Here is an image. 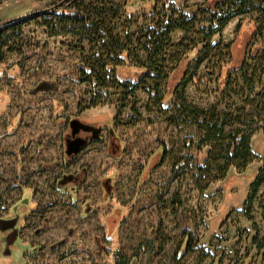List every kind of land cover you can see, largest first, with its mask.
<instances>
[{
  "label": "rangeland",
  "instance_id": "1",
  "mask_svg": "<svg viewBox=\"0 0 264 264\" xmlns=\"http://www.w3.org/2000/svg\"><path fill=\"white\" fill-rule=\"evenodd\" d=\"M222 1L19 0L0 7V26L21 24L0 40V198L12 203L23 187L33 190V196L24 190L34 210L22 236L42 248L27 246L33 255L25 254L26 264H264V181L251 195L264 162V105L257 99L264 95L263 17L233 15L212 37L216 49L199 51L211 24L203 10L216 12ZM59 2L83 12L88 23L59 21L48 12ZM192 10L199 11L190 19ZM45 18L53 19L50 26ZM155 24L187 28L169 34L154 59L158 66L166 72L182 54L194 58L183 90L186 110L175 124L169 121L174 107L148 91L165 93L181 71L169 81L146 78L133 92L113 74L105 78L104 64L120 48L102 41L97 26L127 47L135 64L136 56L148 55ZM244 66L254 74L251 92L239 70ZM228 76L238 89L225 88ZM194 108L230 113L226 129L252 132L254 156L246 169L230 167L222 179L198 169L213 145L200 144L205 132L187 116ZM78 117L100 122L105 139L66 164L67 125ZM65 174L80 182L59 184Z\"/></svg>",
  "mask_w": 264,
  "mask_h": 264
},
{
  "label": "trees",
  "instance_id": "2",
  "mask_svg": "<svg viewBox=\"0 0 264 264\" xmlns=\"http://www.w3.org/2000/svg\"><path fill=\"white\" fill-rule=\"evenodd\" d=\"M233 1L230 2L228 0H223L222 2H220L217 5V11L219 12L222 10L220 13H216L217 11L212 12L210 8L203 10V12H208L211 14V24L207 30L203 31L205 34L201 42V47L199 51L207 50L208 52H210L213 49H216V46L211 44L212 37L216 34L221 33L228 21L235 14L256 11L263 17V23L260 26V29L264 30V0L257 3H255V0H236L235 2ZM198 11L199 10H192V18L190 19H193V17L198 13ZM53 16L57 17L59 21L64 23H68L69 21H74V24L80 21L88 23V20L83 12L73 9L71 7L56 10L53 12ZM52 21V18H45L43 23H45L47 26H50ZM20 25V22L17 23L15 21L0 26V40H3V38L9 31L15 33ZM177 28L184 30L187 29L181 24H170L167 28H160L155 24L153 26L155 38H152L144 49L145 52L148 53L145 60L141 61L139 60L140 57L136 56V58L138 59L137 63L130 64V50L124 45L119 44L114 39H111L107 32H105L101 27L97 26V29L103 35L102 41L112 42L120 48L119 52L114 57V61L111 62V64H104V67H106L105 78L111 79L108 74H113L114 78L117 79L122 86L128 88L131 92L135 91L138 88V84L142 83L146 78L167 79L169 81V79H171L170 77H172L173 74H176L178 71H181V76L176 81L175 85L173 87L169 86V90H167L165 93L157 92L158 94H155L150 93L148 91V95L157 98V101L160 104L164 105L167 103L165 107H169V105H172L174 107V110L177 112V115L173 114L170 116L169 121L171 124H175L176 121L179 120L181 112L183 110H186L183 109V106L186 108L187 104L183 90L187 82V76L190 71L191 61L194 58L186 59L187 55L184 53L176 59L172 68L166 72L164 71V69H162L163 66H158V61L154 59L162 53V50L165 47V42L169 41V34ZM51 33L53 34L55 32L52 30ZM230 48L231 44H226L223 46V49H226L227 52H229ZM223 49L219 47L218 52L222 51ZM2 56L3 55L0 52V61L2 59ZM250 57L252 59H255V56ZM260 57L264 61V54H262ZM199 61L201 62L202 60ZM128 65H131L132 67L136 68L137 71H133L134 73L132 74H121V72L118 71L120 67ZM239 70L242 72V77L245 83L250 88V92L253 91L254 74L252 76H249L248 70L247 68H245V66L240 68ZM105 81L101 82L104 87L107 86V83ZM225 88L230 90L238 89L239 85L237 83V80L232 79L231 76H228V78H226ZM257 99L260 105H264V95L257 96ZM187 113L188 117H191L194 122L198 123L200 130L205 132L204 136L201 137L199 140L200 144L209 142L213 145L208 150L209 156L206 159L205 164L203 166H200L198 168L199 170H208V172H210V170H214L216 172V179H222L227 175L230 167H236L238 169L243 170L246 169L247 166L252 162L254 156L251 144L252 132L249 133L241 127L226 129L228 125H230L231 120L233 119L230 113L216 112L215 110H212L209 113H204V110H199L196 108L188 111ZM199 118H202V120L198 121ZM177 171L178 169L174 168V172L176 173ZM262 181H264V162L262 167L259 169L258 176L252 183L253 189L251 195H255ZM251 195L248 199V201L250 202L252 200ZM189 245L190 238L185 244V250ZM182 253L179 258H181V256L184 254Z\"/></svg>",
  "mask_w": 264,
  "mask_h": 264
},
{
  "label": "flooded vegetation",
  "instance_id": "3",
  "mask_svg": "<svg viewBox=\"0 0 264 264\" xmlns=\"http://www.w3.org/2000/svg\"><path fill=\"white\" fill-rule=\"evenodd\" d=\"M72 121H74L73 124ZM67 126L68 131L64 137L66 164L72 162L80 152L93 142L103 141L105 139L102 132L104 129L101 127L100 122L88 121L78 117L69 119ZM109 134L113 135L114 133L112 130H109ZM77 139L81 140V145L78 147L77 151H75L74 146L69 145L68 143ZM68 149H70V153L68 152ZM163 150L164 148H162V151ZM57 181L63 186H68L80 182V179L79 175L65 174ZM102 182L104 184L106 183L104 180H102ZM24 190L27 191L30 189L23 187L19 198L12 203H6L5 200L0 198V264H26L27 261L25 260V254L33 255V253L26 252L27 246H30L35 251L42 248L41 244L32 246L30 242L25 243L23 240L22 235L24 227L27 225L28 218L34 210V203L31 199L33 196V190H30L32 191L31 198L25 197ZM24 202H27L30 205L28 210L24 209Z\"/></svg>",
  "mask_w": 264,
  "mask_h": 264
},
{
  "label": "built area",
  "instance_id": "4",
  "mask_svg": "<svg viewBox=\"0 0 264 264\" xmlns=\"http://www.w3.org/2000/svg\"><path fill=\"white\" fill-rule=\"evenodd\" d=\"M13 1H19V0H0V7L1 6H5V5H8L10 4L11 2ZM62 6H61V2L57 3V4H53V6H51V8H49L48 12L49 13H53L54 11L56 10H59L61 9Z\"/></svg>",
  "mask_w": 264,
  "mask_h": 264
},
{
  "label": "water",
  "instance_id": "5",
  "mask_svg": "<svg viewBox=\"0 0 264 264\" xmlns=\"http://www.w3.org/2000/svg\"><path fill=\"white\" fill-rule=\"evenodd\" d=\"M74 123V121H72V124ZM69 145H73L74 146V150L77 151L78 147L81 145V140L77 139L75 141H72L70 143H68ZM71 147V146H70ZM68 152L70 153V149H68Z\"/></svg>",
  "mask_w": 264,
  "mask_h": 264
}]
</instances>
